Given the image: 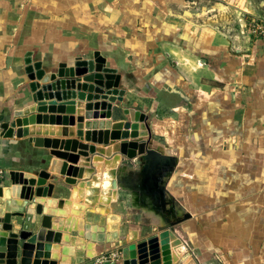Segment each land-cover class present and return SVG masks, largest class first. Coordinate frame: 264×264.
Returning a JSON list of instances; mask_svg holds the SVG:
<instances>
[{"label": "crops", "instance_id": "1", "mask_svg": "<svg viewBox=\"0 0 264 264\" xmlns=\"http://www.w3.org/2000/svg\"><path fill=\"white\" fill-rule=\"evenodd\" d=\"M194 3L197 9L210 12L207 25L197 22V32L185 8ZM212 4L218 3L0 0V128L12 113L23 110L19 99L29 82L23 70L26 52L44 68L45 56H66L64 61L57 60V66L61 62L69 66L75 58H83L81 48L92 49V55L99 52L106 66L122 74L124 85L163 90L162 99L153 100L155 104L170 102L174 95L170 92L177 91L180 102H173L196 110L190 113L196 122L192 141L181 147L189 155L187 161L165 154L162 147L155 149L172 159V166L156 182L163 193L161 198L156 196L162 200L161 209L152 208L155 199L144 194L140 184L129 180L134 184L127 185L133 206L144 210L148 219L174 220L172 229L164 224L145 237V227L131 228L124 236L117 227L115 239L107 237L99 244L85 239L81 250L71 243L75 254L57 264H106L113 258L115 264H121L123 247H116L122 239L135 245L137 258L131 264H185L188 258L197 264H264V38L256 48L236 45L234 33L213 22ZM251 4H264V0ZM46 115L43 117H53ZM26 138L0 137V166L5 171L2 185L8 194V173H26L32 167L24 156L34 154L36 147ZM48 161L49 156L42 154L41 162L47 166ZM149 164L147 158L141 173ZM186 214L189 218H184ZM12 224L20 228L14 217ZM109 232L106 228V236ZM163 234L169 242H151ZM173 239L177 241L170 246ZM89 241L94 242L93 257L87 255ZM140 251L144 252L142 258ZM96 257L103 260L96 262Z\"/></svg>", "mask_w": 264, "mask_h": 264}, {"label": "water", "instance_id": "2", "mask_svg": "<svg viewBox=\"0 0 264 264\" xmlns=\"http://www.w3.org/2000/svg\"><path fill=\"white\" fill-rule=\"evenodd\" d=\"M105 62V58L95 51L92 59L78 57L72 66L61 62L55 70L48 71L43 68L41 61L32 59L31 52L24 54L23 70L29 80L28 88L33 104L20 112L15 111L14 116L49 114L47 109L50 107L70 106L74 109L71 115L74 120L70 125L73 129L69 133L67 128L61 125L17 126L15 120L2 123L3 138L28 137L34 147L47 150L52 157L48 161L47 170H40L37 175L10 171L7 201L11 198L24 202L35 199L36 189L47 186L51 174L63 176L64 182L77 191L75 199L81 201L84 198L86 182L96 174L93 165L95 156L109 160L118 154L120 157L132 159L138 155L156 152L150 145L151 130L144 113L130 108L123 111V114L128 116L127 120H111L112 104L123 101L124 90L119 88L117 71L106 67ZM92 102H101L102 108H87V103ZM95 130H106L111 142L106 146L83 142L85 131ZM123 145H127L131 150L127 148L124 153ZM159 157L169 159L162 153ZM69 164L75 169L73 174L67 172ZM118 173L117 168L113 172L114 188L121 184ZM4 188L5 186H0V198L4 197ZM23 210L24 206L21 213L8 210L0 216V264H57V260L62 261L75 254V247L63 239L64 233L72 232H76L79 237H85V230L78 228L75 216L60 218L43 213L35 217L29 226L25 224ZM15 216L20 225L19 229H15L12 224V218ZM184 218H189V214L184 215ZM174 223H168L165 227L172 229ZM33 224H37L34 230ZM27 226L31 229H26ZM93 248L94 242L89 241L87 255L90 257L94 256ZM136 258L134 244L121 249V264H131ZM185 264L197 263L188 258Z\"/></svg>", "mask_w": 264, "mask_h": 264}, {"label": "rangeland", "instance_id": "3", "mask_svg": "<svg viewBox=\"0 0 264 264\" xmlns=\"http://www.w3.org/2000/svg\"><path fill=\"white\" fill-rule=\"evenodd\" d=\"M188 1H197V0H188ZM251 1L255 0H216L218 4H212L214 6V9H212V13L216 15V17H213V22L216 21L217 24L221 23V26L225 29H229L232 33L235 35V44L245 47H251L256 48L258 41L262 40L261 38H264V4H251ZM250 4H249V3ZM186 5V11H187V17L192 16L188 20H194V27H196L197 32V22H201L204 25H207L209 22L206 18L207 14L209 15V11L206 9L199 10L197 9V4H185ZM204 16L197 17V14L200 13ZM189 14V15H188ZM198 20V21H197ZM207 20V21H206ZM263 31V32H262ZM237 36V37H236ZM188 43L189 40H187V49H188ZM239 43V44H238ZM244 47V49H245ZM237 48V47H235ZM80 52L82 54L81 57L84 59H92V49L88 48H81ZM69 57H72V55H68ZM45 61L44 69H47L48 71L55 70L57 68V60H65L66 56L63 57H53V56H45L43 57ZM37 60V59H34ZM74 61V60H73ZM73 61L69 66L73 65ZM108 68H112L110 66H106ZM119 75V88H122L125 93L123 95V101L116 102L112 104V114H111V120L112 121H120V120H127L128 116L123 114V111L126 109H135L137 111H140L146 115V123L149 126L151 130V139H150V145L153 149H156V147H162L165 151V154L167 155H173L175 158H179L182 160V162L188 160V154L181 151V147L184 144H189L192 141L190 138L192 137L195 128H196V122L193 120V116L190 115L191 112H194L193 107L188 108L186 110L182 107L181 104H177L179 101V95L177 91L170 92V102H163V105L155 104L153 100L156 98L158 100L162 99L163 96V90H153L147 87H129L128 85H124L122 79L120 80L121 73L117 72ZM166 75V73H165ZM143 80L145 76H142ZM29 83V82H28ZM27 85L21 90V97H20V106H22V109H25L29 107L31 104H33L31 100V93ZM140 83L137 82V85ZM145 84V83H141ZM136 85V86H137ZM125 86V87H123ZM173 90H175L173 88ZM192 95L197 96V92L192 91ZM155 97V98H154ZM167 97H165L164 101ZM177 99V100H176ZM172 104H176L172 109H168L171 107ZM179 105V106H178ZM95 108H98V105H95ZM51 116L45 118L43 116H49L46 114L41 113H33L31 116H21L16 117L13 115V113L10 115L8 121L6 123H10L13 120L17 122V126H26L30 124H48V125H61V126H68L70 132H72V127L70 125L73 123V116L72 113L74 109L70 106H54L47 109ZM40 115V116H39ZM27 117V118H26ZM101 132L105 133V130H100ZM69 132V133H70ZM3 131L0 128V137L2 136ZM110 138V137H109ZM27 143L29 144L28 137L26 138ZM111 141L109 140V143ZM32 146V143L31 145ZM35 153H31L30 156H24L26 161H29V163L32 165L31 168L27 169L26 173L37 175L40 170H47V166L41 162V155L46 154L49 156L48 151L43 148H36L34 149ZM96 157V156H95ZM94 157V158H95ZM192 157V156H191ZM52 157L49 156V161ZM102 160H105L104 158L99 157ZM191 159V158H190ZM175 161V160H174ZM147 162V158L144 155H138L135 158L128 159L125 156L120 157V163L118 166V178L120 180V176L128 177L130 181L140 184L141 185V171L142 168ZM94 165V164H93ZM170 173V172H169ZM167 177V174L164 175ZM164 177V178H165ZM49 184L52 186L51 193L48 195L49 197L53 199H68L70 200V188L71 186L66 184L64 182V177L59 174H51V177L49 178ZM128 182L126 185L120 184V186L116 187L114 189V197L111 199V201L108 204H100L96 203L93 206L88 207L93 215H96L98 217V220L95 224L102 226L103 228H107V216L109 214H117L119 216L118 221V228L121 230L122 233L121 236H124L125 232L127 233V230L135 227H145L143 229H147V231L144 232L145 237H148L152 235L153 233H157V229L160 226H163L164 224L172 223L174 220L170 221L168 220H151L148 219V215L144 212V210H141L140 208H136L133 206L132 203V193L129 190V186L127 185H133L134 183ZM9 197V194H8ZM81 203V202H80ZM79 203V204H80ZM24 204H26V207H24V211L22 212L23 218L26 220L27 225H31L32 220L37 217L41 216L43 213L41 210L39 212L37 211H30V206L34 204V199L31 201H27ZM101 208V209H100ZM93 210V211H92ZM102 210V211H101ZM21 213V212H20ZM84 214L80 215L79 218L83 219ZM150 217V216H149ZM155 218V217H154ZM16 225L17 223V216L14 217ZM158 220V221H157ZM31 228V227H30ZM169 230V229H168ZM70 237L74 239H79V245L73 244L78 248V250H81V248L84 247L86 240L79 237L76 232H73ZM162 238L159 237L157 240L161 241ZM133 240V238L131 239ZM155 240V239H154ZM177 241V239H173V241H170V246H172L173 242ZM96 244H99L96 242ZM133 244L132 241H129L128 244L122 239L120 244L117 245L116 250L121 249L124 246H128ZM176 244V243H175ZM176 245L173 247L175 248ZM121 247V248H120ZM170 251H175L173 248L170 249ZM144 252L140 251L139 256L142 258ZM186 254V253H185ZM120 255V252H119ZM114 259V258H113ZM113 259H109V264H115ZM96 262H101L103 258L96 257ZM111 261V262H110ZM181 262V260H180Z\"/></svg>", "mask_w": 264, "mask_h": 264}, {"label": "bare ground", "instance_id": "4", "mask_svg": "<svg viewBox=\"0 0 264 264\" xmlns=\"http://www.w3.org/2000/svg\"><path fill=\"white\" fill-rule=\"evenodd\" d=\"M77 98V97H76ZM95 105H98V108H95ZM87 108L96 110L101 109V102H92L87 103ZM106 131V130H105ZM109 133H105L100 130L95 131H85L83 142L88 144H97L100 146H106L109 144ZM127 145H123V152L126 153ZM131 150V148H128ZM120 163V155H115L112 159L102 160L99 157L93 159V164L96 168V174L93 175L85 185L84 198L81 201L74 200L78 195L77 191L72 188L70 200L68 199H53L49 197L51 193V185L48 184L45 187H38L35 192L34 204L30 206L31 212H39L49 214L51 216H56L60 218H66L68 216H75L78 221V228L85 230L86 240H92L95 242H102L108 238L115 239L117 237V226H118V217L114 214H109L107 216V228L110 231L106 236L105 228L100 225L95 224L98 220L96 215H93L91 210L88 208L95 205L96 203L108 204L111 199L114 197V186H113V172L117 170ZM68 174H73L75 169L72 165L69 164L67 169ZM75 188V187H74ZM75 190V191H74ZM8 195V188L4 189V197L0 199V205H3L4 208H0V213L4 210H10L12 212H20L24 205V201L16 198H11L7 201L6 197ZM72 202H81V204H75ZM72 206L78 208H72ZM101 209V208H100ZM93 211V210H92ZM102 211V210H101ZM70 212V214H69ZM84 214L83 219L79 218L80 215ZM38 223V222H35ZM37 227V224H33L32 230ZM161 242H169L164 239V234L161 235ZM63 239L69 241L73 244L79 245V239H74L69 236V234L64 233ZM155 239V240H154ZM158 237H155L151 242L158 241ZM171 241V240H170ZM168 245V243H166ZM165 244V245H166ZM63 264V263H62Z\"/></svg>", "mask_w": 264, "mask_h": 264}, {"label": "flooded vegetation", "instance_id": "5", "mask_svg": "<svg viewBox=\"0 0 264 264\" xmlns=\"http://www.w3.org/2000/svg\"><path fill=\"white\" fill-rule=\"evenodd\" d=\"M161 151V150H159ZM153 152L145 155L149 159L150 164L146 166V171L141 173V186L144 194L149 195L152 199H155L152 204V208L155 211L161 209L162 200H156V196L160 197L163 195L162 191L156 187V182L161 178L165 171L172 166V159H161L159 155L161 153ZM129 178L120 176V182L126 185ZM134 191L137 192L136 186L133 187Z\"/></svg>", "mask_w": 264, "mask_h": 264}, {"label": "built area", "instance_id": "6", "mask_svg": "<svg viewBox=\"0 0 264 264\" xmlns=\"http://www.w3.org/2000/svg\"><path fill=\"white\" fill-rule=\"evenodd\" d=\"M262 32H263V31H262ZM4 178H5V171H4V169L0 166V186L3 184ZM98 262H99V260H98Z\"/></svg>", "mask_w": 264, "mask_h": 264}]
</instances>
